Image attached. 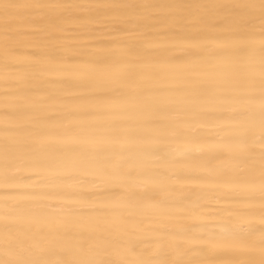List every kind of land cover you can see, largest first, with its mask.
<instances>
[{
	"label": "bare ground",
	"instance_id": "obj_1",
	"mask_svg": "<svg viewBox=\"0 0 264 264\" xmlns=\"http://www.w3.org/2000/svg\"><path fill=\"white\" fill-rule=\"evenodd\" d=\"M262 31L264 0H0V262L259 264Z\"/></svg>",
	"mask_w": 264,
	"mask_h": 264
},
{
	"label": "snow or ice",
	"instance_id": "obj_2",
	"mask_svg": "<svg viewBox=\"0 0 264 264\" xmlns=\"http://www.w3.org/2000/svg\"><path fill=\"white\" fill-rule=\"evenodd\" d=\"M262 35H264V31H262ZM261 51L264 52V45H262ZM262 122H264V113H262ZM5 230H7V226ZM9 246L10 247L12 246L11 242H9ZM260 248H261L262 259L259 261V264H264V230H262L261 232ZM160 256H161L160 259L154 262H149V264H193V261L190 260L176 259L169 257L163 248L161 249ZM0 264H51V262L43 259L31 258V259L5 260L3 262H0ZM56 264H63V262L58 261L56 262ZM89 264H97V262L91 261L89 262ZM98 264H114V262L110 260H101L98 262ZM251 264H255V262H251Z\"/></svg>",
	"mask_w": 264,
	"mask_h": 264
}]
</instances>
